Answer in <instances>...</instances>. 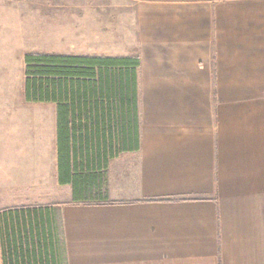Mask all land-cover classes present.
Listing matches in <instances>:
<instances>
[{
    "label": "crops",
    "instance_id": "1",
    "mask_svg": "<svg viewBox=\"0 0 264 264\" xmlns=\"http://www.w3.org/2000/svg\"><path fill=\"white\" fill-rule=\"evenodd\" d=\"M13 1L31 0L2 17H25ZM74 1L47 28L70 46L36 51L139 57L140 150L62 177L58 105L26 98L35 50L1 45L0 264L9 211L29 208L49 209L67 264H264V0Z\"/></svg>",
    "mask_w": 264,
    "mask_h": 264
},
{
    "label": "trees",
    "instance_id": "2",
    "mask_svg": "<svg viewBox=\"0 0 264 264\" xmlns=\"http://www.w3.org/2000/svg\"><path fill=\"white\" fill-rule=\"evenodd\" d=\"M25 64L27 100L58 105L62 177L140 150L139 57L29 53ZM9 212L17 221L4 241V264H67L48 208Z\"/></svg>",
    "mask_w": 264,
    "mask_h": 264
},
{
    "label": "rangeland",
    "instance_id": "3",
    "mask_svg": "<svg viewBox=\"0 0 264 264\" xmlns=\"http://www.w3.org/2000/svg\"><path fill=\"white\" fill-rule=\"evenodd\" d=\"M88 0H79L77 7L79 11L86 9ZM93 1V0H90ZM95 9L102 10L104 0H94ZM13 1L9 4L15 7V11L22 7L27 13L25 17H2L4 14H0V46L9 45L12 48H23V50H35L33 53H39L36 50H42L46 48H56L70 46V37L67 39L62 34L48 33V30H54V25L69 26L71 21L70 13L71 8H76V1L70 0H31L30 2ZM1 4V2H0ZM106 4V3H105ZM43 6L45 8H43ZM50 7L47 8V7ZM51 7H54L51 9ZM52 14L58 16L42 17L40 14ZM18 15V12H15ZM94 21L98 28H101L102 19L95 18ZM50 25V27L47 26ZM48 28V30H47ZM27 51V50H25ZM23 53V51H21ZM21 53V54H22ZM21 58V59H20ZM22 57L17 56V53L12 57L13 69L17 74L24 75L22 68ZM24 67V65H23ZM19 85V82H15V87Z\"/></svg>",
    "mask_w": 264,
    "mask_h": 264
}]
</instances>
